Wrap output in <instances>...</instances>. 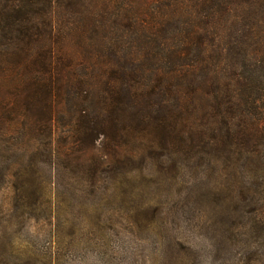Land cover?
Listing matches in <instances>:
<instances>
[{
  "label": "trees",
  "instance_id": "obj_1",
  "mask_svg": "<svg viewBox=\"0 0 264 264\" xmlns=\"http://www.w3.org/2000/svg\"><path fill=\"white\" fill-rule=\"evenodd\" d=\"M19 138L0 169L18 206L49 202L34 162L95 176L101 146L112 176L155 162V184L232 168L264 232V0H0V150Z\"/></svg>",
  "mask_w": 264,
  "mask_h": 264
},
{
  "label": "rangeland",
  "instance_id": "obj_2",
  "mask_svg": "<svg viewBox=\"0 0 264 264\" xmlns=\"http://www.w3.org/2000/svg\"><path fill=\"white\" fill-rule=\"evenodd\" d=\"M17 144L19 151L0 150L1 173L27 152L24 139ZM87 157L100 163L95 176L62 164L53 176V167L34 162L50 193L35 208L16 205L13 176L0 180V264H256L258 257L264 264V232L243 213L232 168L219 177L188 171L177 183L163 175L155 184V162L135 161V173L115 177L100 161L101 146ZM229 215L246 224L232 228Z\"/></svg>",
  "mask_w": 264,
  "mask_h": 264
}]
</instances>
